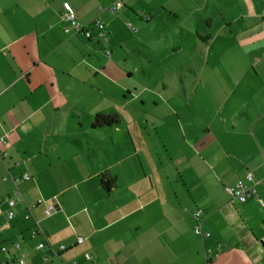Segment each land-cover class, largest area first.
I'll list each match as a JSON object with an SVG mask.
<instances>
[{"label":"crops","instance_id":"1","mask_svg":"<svg viewBox=\"0 0 264 264\" xmlns=\"http://www.w3.org/2000/svg\"><path fill=\"white\" fill-rule=\"evenodd\" d=\"M135 2L0 0V264H264V0H213L215 29L198 12L204 58L177 82L124 68ZM248 172L259 198L241 203Z\"/></svg>","mask_w":264,"mask_h":264},{"label":"rangeland","instance_id":"2","mask_svg":"<svg viewBox=\"0 0 264 264\" xmlns=\"http://www.w3.org/2000/svg\"><path fill=\"white\" fill-rule=\"evenodd\" d=\"M188 1L189 5H183L179 0H168V2L166 0H136L133 7L142 18L140 20L132 11L129 12L132 25L131 27L127 25L128 33L125 30L124 45L127 51H123L124 54L119 52L121 61H124V68L130 66L129 68L132 69L137 66V70L141 72L151 62L153 65V68H149L151 72L157 70L159 73H164L159 76L160 79L162 77L171 78L177 82L180 77L174 74L186 73L187 62L197 63L198 54L199 57L204 58L201 52L198 54L196 52L201 42L197 34L200 28L198 29L197 25L201 24L204 29L205 24L199 18L198 12L209 19L208 8L206 9L209 5L205 1ZM171 2L173 5H170ZM212 2L213 0L208 10L214 19L213 29H215L219 18L213 13ZM218 41L223 42L224 40L219 36ZM124 72L127 76L128 73ZM140 72L137 75H140ZM165 73H170V75H165Z\"/></svg>","mask_w":264,"mask_h":264},{"label":"built area","instance_id":"3","mask_svg":"<svg viewBox=\"0 0 264 264\" xmlns=\"http://www.w3.org/2000/svg\"><path fill=\"white\" fill-rule=\"evenodd\" d=\"M64 8V19L66 23L73 27V29L77 33H81L84 35L87 39L93 38V30L87 28L86 26L82 25L80 22L76 19V13L73 9L72 5L69 2H65L63 4ZM262 19L264 20V13L262 15ZM93 27L98 32V35L100 37L106 38V35L108 33L107 26L104 22L101 20H96L93 22ZM109 54V53H108ZM2 143L6 144L5 138H1ZM6 155V154H4ZM3 155V156H4ZM23 180H30L31 175L29 173H25L22 176ZM20 180V179H19ZM18 180V181H19ZM256 181L254 174L252 172H248L245 179L239 180L237 184L234 187H231L228 189L229 194L231 195L233 200H237L241 203H247L251 199L257 200L259 198V194L256 188ZM22 197L20 191H16L12 197H9L7 199L8 205L10 207L9 212V219H13L16 216V213L14 211L15 207L22 202ZM48 214H51V209L49 208L47 210ZM193 217L195 219L196 225L194 228V232L196 235L201 236L202 238H208L211 236L210 233L205 232L203 229V222H204V213L202 210H196L193 213ZM83 239H78V243H82ZM19 244L16 245V248H19ZM44 245H40V248H43ZM3 252H7V248L3 247L1 249ZM60 250H65V246H61ZM86 261H93V256L88 253L85 255ZM17 264H27L25 259L19 258L17 260ZM99 264V263H96Z\"/></svg>","mask_w":264,"mask_h":264},{"label":"trees","instance_id":"4","mask_svg":"<svg viewBox=\"0 0 264 264\" xmlns=\"http://www.w3.org/2000/svg\"><path fill=\"white\" fill-rule=\"evenodd\" d=\"M101 185L106 190V193L109 194L114 188L115 185V179H113L111 176L102 175L100 177Z\"/></svg>","mask_w":264,"mask_h":264}]
</instances>
